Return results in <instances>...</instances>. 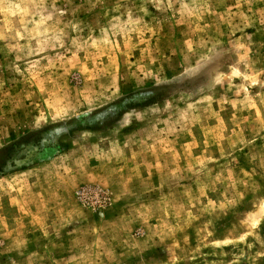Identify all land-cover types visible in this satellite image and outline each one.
Listing matches in <instances>:
<instances>
[{
	"label": "rangeland",
	"instance_id": "obj_1",
	"mask_svg": "<svg viewBox=\"0 0 264 264\" xmlns=\"http://www.w3.org/2000/svg\"><path fill=\"white\" fill-rule=\"evenodd\" d=\"M0 264H264V0H0Z\"/></svg>",
	"mask_w": 264,
	"mask_h": 264
}]
</instances>
